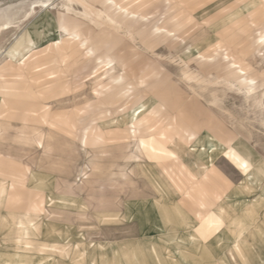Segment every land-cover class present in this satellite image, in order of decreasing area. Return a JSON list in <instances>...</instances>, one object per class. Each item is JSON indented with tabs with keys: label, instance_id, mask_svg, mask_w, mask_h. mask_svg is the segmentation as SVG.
I'll use <instances>...</instances> for the list:
<instances>
[{
	"label": "rangeland",
	"instance_id": "obj_1",
	"mask_svg": "<svg viewBox=\"0 0 264 264\" xmlns=\"http://www.w3.org/2000/svg\"><path fill=\"white\" fill-rule=\"evenodd\" d=\"M81 1L0 0V26L12 23L0 32V110L12 102L0 133V263L264 264V174L250 175L260 185L249 192L225 143L264 173V0ZM39 3L53 5L34 12ZM65 112L77 129L48 145ZM174 115L200 125L192 149L212 168L203 183L175 159L134 162L115 147L124 125L160 130ZM88 149L111 152L82 179ZM3 163L30 171L11 177Z\"/></svg>",
	"mask_w": 264,
	"mask_h": 264
},
{
	"label": "crops",
	"instance_id": "obj_2",
	"mask_svg": "<svg viewBox=\"0 0 264 264\" xmlns=\"http://www.w3.org/2000/svg\"><path fill=\"white\" fill-rule=\"evenodd\" d=\"M11 96H4V101L6 102V106L0 110V133L2 130H4V127L6 126V121L8 117H5V113L10 110V104L12 103L10 100ZM29 111L33 113V111L29 108ZM64 111V110H63ZM61 115V114H60ZM58 116V115H57ZM63 116L65 119H56L55 123H49V126H47L49 135L46 137L47 144L49 145L52 142V135L54 132H58L62 129H70L71 131H74L77 129L76 124H71L72 118L71 115L68 113H63ZM53 117V116H52ZM33 121L34 119V114L33 117H31ZM173 119L170 120L169 124H166L165 127L162 126L160 130L156 129V125L154 120L149 123H140L136 126L135 130H130V126H123V128H120L122 131L126 133L127 136H123L124 143H121V141L118 145L115 144V147H119V151L125 152L126 150L130 149V159L134 162H141L142 159H163V160H169V159H175L178 161L180 170L183 171V169L186 168L187 174L190 176L191 180L197 181L200 183H203L204 180H206L211 173V166L207 164V162L196 152L193 151L192 146L196 143L199 142L203 138V134L200 128V125L194 124L192 126L191 124H188L186 121H184L182 118L180 121H178L179 116L174 115L172 116ZM37 123V122H36ZM38 124V123H37ZM26 129H30V127L27 124H24ZM43 126V125H42ZM35 132V130H38V127H32ZM55 132V133H56ZM172 133H175V136L171 135ZM130 133H134V135H130ZM214 133V132H213ZM107 134V133H106ZM41 138V145H43V138ZM219 137V136H218ZM1 138V136H0ZM113 138H109L105 136V146L109 144V141H111ZM132 139V140H131ZM204 143V141H201ZM82 143V140H81ZM91 143V142H90ZM225 143H231L234 148V152L232 154L227 155L237 166L240 168L247 177V185L249 186V192H254L255 188L260 185L261 180H259V176H262L264 173H258L254 171V167L251 160H249L248 157L243 155L240 151L237 150V148L234 146V138H231L227 140ZM121 144V145H120ZM48 145L45 147L47 148ZM229 148V147H228ZM111 151H106V150H93L88 149L87 150V155L88 156V163L86 165V168L81 176L82 179H88L89 171L93 169H99V166L96 164L97 161L101 160L103 157H107L108 153ZM1 155V154H0ZM178 155V156H177ZM5 158V157H3ZM6 162L11 163L12 158L7 157ZM4 171L1 170L2 174L8 173L11 177H21L24 178L28 175V172L30 171L29 168H26L23 171H17L14 172L12 171L11 166H6L4 164ZM94 165V166H92ZM246 165V166H245ZM123 168V170H129ZM9 171V172H8ZM150 176H153V174L148 171ZM254 173V178L256 179L257 182H260L259 184L254 182V178H250V175ZM123 176H126L125 173ZM158 182V181H157ZM256 184V185H255ZM1 185V182H0ZM253 188V189H252ZM4 189V188H3ZM8 193L6 194V198H8V201L10 202L12 199L13 193L16 191V186L15 183L12 182L9 186ZM37 191V190H36ZM264 191V189H263ZM7 192V191H6ZM5 192V193H6ZM264 203V194L262 195V201ZM264 208V206H262ZM31 210L34 212H41L43 211L42 208H40L37 204L31 205ZM250 212L248 213L250 215V219L253 220L256 218L257 211L255 206H252L251 209H249ZM29 214V213H27ZM216 215V214H215ZM217 217V215H216ZM219 218V217H217ZM34 219L31 215H26L25 220L19 219V223L23 226V235L27 237L30 233L29 227L26 226V224L33 225ZM4 222L7 219V217L3 218ZM8 223V221H7ZM237 246V245H235ZM240 249V247H238ZM1 264V263H0Z\"/></svg>",
	"mask_w": 264,
	"mask_h": 264
},
{
	"label": "bare ground",
	"instance_id": "obj_3",
	"mask_svg": "<svg viewBox=\"0 0 264 264\" xmlns=\"http://www.w3.org/2000/svg\"><path fill=\"white\" fill-rule=\"evenodd\" d=\"M75 2H78V3H83L81 0H74ZM50 5H53V4H49V3H39L38 5L34 4V7H33V10L34 12L36 11L37 8H40V9H48ZM85 7V6H84ZM32 12V11H31ZM47 15V14H46ZM46 20V19H45ZM4 22V21H3ZM15 23V22H14ZM11 22H7L5 24H3L2 26H0V32L2 33L3 31H7L8 29L11 28ZM61 24V23H60ZM60 29H61V25H60ZM4 66V65H3ZM5 69V68H4ZM3 74V73H2ZM4 78V77H2ZM137 112V111H136ZM140 121V120H139ZM138 122V121H137ZM136 122V123H137Z\"/></svg>",
	"mask_w": 264,
	"mask_h": 264
},
{
	"label": "snow or ice",
	"instance_id": "obj_4",
	"mask_svg": "<svg viewBox=\"0 0 264 264\" xmlns=\"http://www.w3.org/2000/svg\"><path fill=\"white\" fill-rule=\"evenodd\" d=\"M246 166V165H245Z\"/></svg>",
	"mask_w": 264,
	"mask_h": 264
}]
</instances>
